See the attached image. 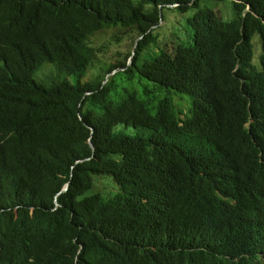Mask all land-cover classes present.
Listing matches in <instances>:
<instances>
[{
	"label": "trees",
	"instance_id": "16d2710c",
	"mask_svg": "<svg viewBox=\"0 0 264 264\" xmlns=\"http://www.w3.org/2000/svg\"><path fill=\"white\" fill-rule=\"evenodd\" d=\"M0 264H264V0H0Z\"/></svg>",
	"mask_w": 264,
	"mask_h": 264
},
{
	"label": "rangeland",
	"instance_id": "374dc122",
	"mask_svg": "<svg viewBox=\"0 0 264 264\" xmlns=\"http://www.w3.org/2000/svg\"><path fill=\"white\" fill-rule=\"evenodd\" d=\"M203 3L209 2L211 0H201ZM216 1H213L212 4L213 6ZM222 3L218 4L221 5ZM225 5H229L228 7L230 8L229 2L225 1ZM177 18V15H174ZM120 39H122V33H120V29H112V30H103L100 33L96 34L95 36L91 37L89 40V44L91 46H94L95 48L102 49L104 52L105 51H111L115 48H118L117 50L127 52L131 46L132 43L128 45V42L130 40V37H126L123 39L121 44L119 43ZM122 45V46H118ZM149 53H145L142 55V57L139 60V65H141L144 61L149 59ZM110 59V58H107ZM132 59H130V65L132 62ZM108 69V62L107 61H97L93 67H91L85 77L83 78L82 81H94L95 79H98L102 75L105 74V72ZM56 67L51 64H44L41 66L37 72L34 74V80L42 85L49 86L52 83L59 82V81H68L70 83H75V77H58L56 75ZM107 79V78H106ZM108 80V79H107ZM140 78L138 76V73H135L134 77H129L128 75H123L121 77H117L114 87L112 89V94L115 93V90L122 88V87H127L129 89H135L136 91L141 94V84H140ZM116 189L113 185V183L109 179L105 178H98L96 181L95 185V191L96 192H102L104 194H107L108 191Z\"/></svg>",
	"mask_w": 264,
	"mask_h": 264
},
{
	"label": "water",
	"instance_id": "95a60500",
	"mask_svg": "<svg viewBox=\"0 0 264 264\" xmlns=\"http://www.w3.org/2000/svg\"><path fill=\"white\" fill-rule=\"evenodd\" d=\"M138 42V41H137ZM136 48H134V50H135ZM134 56V55H133ZM109 77H107V79H108ZM91 145V147H93V145L92 144H90ZM67 189H68V184L64 187V189L62 190V192H66L67 191Z\"/></svg>",
	"mask_w": 264,
	"mask_h": 264
}]
</instances>
